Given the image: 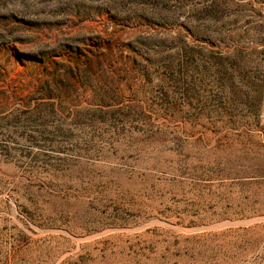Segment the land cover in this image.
I'll return each mask as SVG.
<instances>
[{
    "label": "rangeland",
    "instance_id": "374dc122",
    "mask_svg": "<svg viewBox=\"0 0 264 264\" xmlns=\"http://www.w3.org/2000/svg\"><path fill=\"white\" fill-rule=\"evenodd\" d=\"M0 264H264V0H0Z\"/></svg>",
    "mask_w": 264,
    "mask_h": 264
}]
</instances>
